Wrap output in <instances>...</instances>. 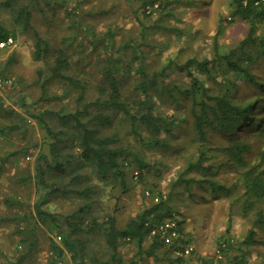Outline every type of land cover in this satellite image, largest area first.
Segmentation results:
<instances>
[{"label":"rangeland","instance_id":"374dc122","mask_svg":"<svg viewBox=\"0 0 264 264\" xmlns=\"http://www.w3.org/2000/svg\"><path fill=\"white\" fill-rule=\"evenodd\" d=\"M13 1L18 4L28 0ZM38 1L31 0L30 25L16 26L15 36H12L14 43L0 50V76L12 79L11 85L0 88V264H48L54 257L52 244L62 246L60 231L64 228V217L85 201L54 193L43 206L47 215L39 218L34 211V204L49 190V187L36 185L37 156L40 152L50 154V144H54L55 151L62 156L64 153L75 155L68 123L59 121L55 115L62 108L74 112L80 107L74 93L61 98L68 83L62 78L50 80L45 92L41 91L42 82L49 78L55 64L58 49L68 55L65 74L84 83V102L107 97L110 85V77L104 76L107 68L128 101L138 98L142 92L137 90L140 78L136 69L142 64L152 80L147 81V94L154 112L175 119L171 135L161 133L160 145L153 146L133 135L127 136V123L123 118L115 116L114 111H103L110 116L111 124L101 132L118 135L119 144L128 151L122 157H128L131 165L127 166L126 159L123 161L124 183L115 176H107L102 182L82 179L77 183L78 186L90 183L95 189L91 194L93 214L84 215V223L93 216H98V222L102 223L110 214L116 218L118 227H124L132 216L161 194L178 218L186 220V231L191 233L190 242L197 253L216 260L222 237L232 244L227 254L238 253L237 243L251 227L253 215V212L241 215L244 189L238 175L258 164V171H264V161L260 159L264 148V91L252 83L239 81L232 92L234 102L259 99L251 119L240 125L234 134L250 145L242 166H230L227 157L219 152L228 137L206 128L210 161L215 164V172L210 175L185 172L188 163L195 161V145L190 99L183 92L189 89L191 78L197 77L208 93L214 95L221 89V79L231 74L224 62L222 66L210 62L207 70L194 63L183 65L189 59L209 61L213 58L214 38L219 27L220 52L233 49L245 37L249 26L232 16L234 0H161L163 6L152 15L143 12L145 4L142 2L148 0ZM14 8L15 4L10 8L0 7V23L8 30L15 25L11 19ZM257 27V33L263 35L264 19ZM38 37L39 46L36 45ZM37 48L38 57L35 56ZM261 67L255 65L253 71L260 74ZM261 79L264 80V71ZM98 111L97 107H90V113L82 120L92 118ZM41 120L52 134L47 133ZM60 129L66 133H59ZM134 158L145 165L139 179L132 177ZM75 166V160L71 159V166H65L64 172L56 176L52 171L48 180L55 181V187L59 188L65 180L68 182L69 175L77 169ZM190 177L198 181L202 177L209 178L229 188V192L214 196L210 187L200 188L197 182L187 188L184 181ZM53 218L55 220H51ZM229 219L230 228L226 232ZM82 228L85 230L86 226ZM57 235L61 239L55 241ZM75 237L85 247L86 264L107 263L110 255L102 234L79 231ZM246 250L249 261L264 264V246L257 244ZM120 253L124 264H160L152 257H134V248L129 243L120 246ZM62 258L73 264L71 253L66 250Z\"/></svg>","mask_w":264,"mask_h":264},{"label":"trees","instance_id":"16d2710c","mask_svg":"<svg viewBox=\"0 0 264 264\" xmlns=\"http://www.w3.org/2000/svg\"><path fill=\"white\" fill-rule=\"evenodd\" d=\"M36 1V3H39L38 0ZM44 1L47 2V0ZM150 1L153 0H148L147 2ZM147 2L142 3L146 4ZM159 2L160 6H163L161 0ZM254 2L255 0H247L246 4H243L242 0H234L232 4V16L246 22L249 26L245 37L239 40L233 49L226 52L219 51L217 42L218 35L220 34L219 27L214 38L213 58L209 61L205 59L202 61L189 59L183 65V67H187L189 63H194L196 66L207 70V65L210 62L218 63L220 66H222L221 62H224L227 70L231 73L229 76L221 79V89L214 95L208 93L207 87L197 77L191 78L189 89L183 91L189 95L190 99V116L194 132L193 144L195 145V161L188 163L185 167V172L194 171L205 175L215 172V164L210 161L209 156L211 147L206 130L208 127L215 130L218 134L228 137L227 143L219 149V152H222L227 157L226 162L230 166L235 167H240L244 164V155L249 151L250 145L244 138L235 137L234 134L240 125L251 119V115L259 99L234 102L232 100V92L237 88L239 81L252 83L264 91V80L261 79L264 71V34L257 33V24L263 20L264 5L263 3L255 5ZM14 4L15 13L11 16V19L14 20V27L18 25L24 28L28 27L30 25V10L33 3L31 4V0H28L27 3L20 2L17 4L15 2ZM1 6L11 7L10 0L1 1ZM77 30L78 27L74 29L75 32ZM15 33V28L10 31L0 23V41L15 36ZM74 36L75 34L72 35V38ZM40 42L41 39L38 37L36 45L39 46ZM68 42L71 43L72 39L70 38ZM3 49L0 48V50ZM39 54L40 51L37 48L35 56L38 57ZM255 65L262 66L260 74H256L253 71ZM68 66L66 51L63 49L56 50L55 64L50 69L49 78L42 82L41 91L42 93L45 92L46 83L50 80L62 78L68 83L65 84L66 87L63 89L61 98L68 96L69 93H74L75 102L80 107L74 112H66L62 108L55 115L59 121L68 123L71 131L68 135L75 155L64 153L62 156V154L55 151V145L50 144V154L40 152L37 156L36 173L34 175L36 185L44 189L49 187V190L43 192L40 201L34 204V211L39 218L47 215L48 211L43 209V206L49 202V197L54 193L83 198L85 201L76 210L64 217V228L60 231L62 246L52 244L51 248L54 252V257L49 259L48 264H55L57 259L63 257L65 250L71 253L73 264H86L85 247L82 241L75 237L79 231L102 234L106 249L110 255L105 264H124L122 254L120 253V246L124 243H129L133 246L134 257H152L158 263L160 262V264H180L182 261H186L188 264H193V261H197L200 264H245L248 262L249 260L246 258L248 251L246 249L257 244L264 246V171H258L257 166L259 164L249 167L238 175L241 177L240 182L244 189L241 215L248 216L250 212H253L250 222L251 227L242 237V240L237 243L238 253L235 255L227 254L228 247L230 248L232 244L229 243L228 238L222 237L217 248L221 249V245L225 244V247L221 249L224 256L223 260H215L211 257L200 255L195 250L192 251L191 257L187 260L175 254V251L180 246L191 244V233L186 231V220L183 217L178 218L179 215L175 213L172 206L167 203L161 194L157 196L159 198L156 201L151 200L150 203L132 216L124 227H118L116 218L110 214L106 215L102 223L98 222V216L93 215L90 220L84 223V215L87 213L93 214L92 206L94 202L91 199V194L95 192V189L90 183L84 186H78L77 183L82 179L86 180V182L87 180L102 182L107 176H115L124 183L126 170L123 161L126 159L127 166L131 165V160L128 157H122L128 151L119 144L120 139L118 135L116 133L108 134L101 132L102 128H106V126L111 124L109 120L110 116L104 114L103 111H114L116 112L115 116L118 117L120 115L123 118V122L127 123V136L133 135L141 142L152 144L153 146L160 145L159 135L161 133L171 135L175 119L165 114L154 112L153 102L147 94V81L151 82L152 80L148 78L142 64L136 69L137 76L140 78L137 90L141 91L142 94L131 102L122 95L117 84L118 81L111 76L109 68L104 72L106 78L110 77L107 97L104 100L98 98L92 102H84V83L65 74L64 71ZM92 106L97 107L98 113H95L90 119L82 120L83 117L90 113V107ZM39 122L45 125L48 134H52L46 123L42 120ZM262 130L264 131V127ZM59 133L65 134L66 131L60 129ZM71 159L75 160V168L77 169L69 175L67 183L66 180H63L64 182L61 183L59 188L55 187L56 182L49 181L48 177L52 176V171L55 172V176L62 171L64 172L65 166H71ZM260 159L264 161V148L260 153ZM132 161L135 162L132 177H134L133 172L137 171L136 178H142L145 165L135 158ZM205 162L207 163L205 164ZM192 182H197L200 188L207 185L211 188V194L214 196L229 192V188L211 181L209 178L204 179V177L199 181L198 179H194V177H190L184 181V185L189 187V184ZM66 186L73 187L67 188ZM168 219L176 220L178 231V236L172 240L171 244H165L161 236L150 235L151 230L159 222ZM51 220H55V218ZM230 223L229 219L226 232H229ZM83 226H86L85 230L82 228ZM84 240L88 242V238ZM254 263L257 264L256 262Z\"/></svg>","mask_w":264,"mask_h":264},{"label":"built area","instance_id":"2783aa9c","mask_svg":"<svg viewBox=\"0 0 264 264\" xmlns=\"http://www.w3.org/2000/svg\"><path fill=\"white\" fill-rule=\"evenodd\" d=\"M247 0H242L243 4H246ZM264 5V0H255L254 4H262ZM160 7V2L159 0H153L150 2H147L143 6V12L147 15H152L156 11H158ZM262 18L264 19V14L262 15ZM14 43V40L12 37H8L6 40L0 41V48H5ZM12 84V79L10 78H4L0 76V88L4 86H9ZM134 178L137 176V171L133 172ZM150 235H158L161 236L165 242V244H171L172 240L178 236V231H177V224L175 219H168L163 222H159L150 232ZM61 236L57 235L54 240H60ZM225 247V244L221 245V249ZM220 248H217L216 250V260L222 259V250ZM192 251H194V247L191 244H186L184 246H180L176 251L175 254L181 257H184L186 260L191 257ZM55 264H70L67 260L65 259H57L55 261ZM180 264H188L186 261H182ZM193 264H200L199 262L193 261ZM245 264H255L253 261H248Z\"/></svg>","mask_w":264,"mask_h":264},{"label":"crops","instance_id":"0c3cea01","mask_svg":"<svg viewBox=\"0 0 264 264\" xmlns=\"http://www.w3.org/2000/svg\"><path fill=\"white\" fill-rule=\"evenodd\" d=\"M1 1H4V0H0V2H1ZM10 4H11V6H12V5L14 4V1H13V0H10ZM1 7H5V6H1ZM5 8H8V7H5ZM9 8H10V7H9ZM13 28H15V27L13 26ZM13 28H12V29H13ZM12 29H10V30H12ZM7 30H8V29H7Z\"/></svg>","mask_w":264,"mask_h":264}]
</instances>
